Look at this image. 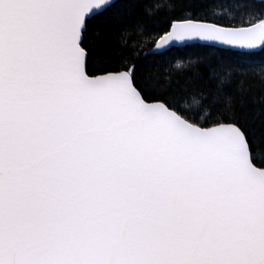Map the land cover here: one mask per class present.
Returning a JSON list of instances; mask_svg holds the SVG:
<instances>
[{
    "label": "snow or ice",
    "instance_id": "obj_1",
    "mask_svg": "<svg viewBox=\"0 0 264 264\" xmlns=\"http://www.w3.org/2000/svg\"><path fill=\"white\" fill-rule=\"evenodd\" d=\"M212 7L0 0V264H264V0Z\"/></svg>",
    "mask_w": 264,
    "mask_h": 264
},
{
    "label": "trees",
    "instance_id": "obj_2",
    "mask_svg": "<svg viewBox=\"0 0 264 264\" xmlns=\"http://www.w3.org/2000/svg\"><path fill=\"white\" fill-rule=\"evenodd\" d=\"M149 2L152 5L150 11L162 13L167 10V6L172 3V0H149ZM241 2L242 0H209V3L213 5L211 11L223 16H227L229 13L235 11ZM257 72H259V68ZM244 87L250 89V97L252 99L257 102L264 100V89L261 88V81L258 76L256 79L247 81Z\"/></svg>",
    "mask_w": 264,
    "mask_h": 264
}]
</instances>
